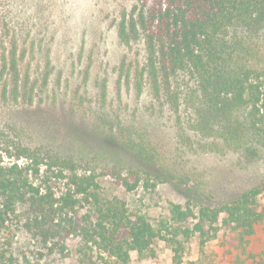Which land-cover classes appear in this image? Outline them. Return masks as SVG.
<instances>
[{"label":"rangeland","instance_id":"1","mask_svg":"<svg viewBox=\"0 0 264 264\" xmlns=\"http://www.w3.org/2000/svg\"><path fill=\"white\" fill-rule=\"evenodd\" d=\"M153 2L0 0V166L36 169L29 170L28 183L48 194L56 209L44 220L30 202L16 204L0 230V264H123L80 230L96 223L91 203L58 210L60 198L73 192L72 173L91 177L102 198L124 202L130 218L141 215L154 224L168 217L170 203H186L189 188L215 205L264 182V150L245 158L194 132L189 79H172L177 106L150 92L145 78L137 90L146 58L143 33L124 44L118 28ZM124 140L152 161L137 159L122 147ZM132 177L139 183L128 190L123 181L132 184ZM258 202L264 205V193ZM181 243L175 253L157 241L155 258L130 252L126 264H264V220L244 253L232 231L220 227L203 246L197 234Z\"/></svg>","mask_w":264,"mask_h":264},{"label":"trees","instance_id":"2","mask_svg":"<svg viewBox=\"0 0 264 264\" xmlns=\"http://www.w3.org/2000/svg\"><path fill=\"white\" fill-rule=\"evenodd\" d=\"M153 1V6L134 18H124L118 28L124 44L143 33L146 58L137 76V90L142 89L145 78L150 92L171 98L176 105L172 79L178 75L189 79L195 87L196 102L190 106L194 132L211 137L218 146L233 147L245 158L257 157L264 150V0ZM9 69L16 91L19 71L14 53L9 57ZM121 145L135 151L137 159L152 161L129 141ZM61 163L69 168L65 161ZM31 169L37 172L29 165L0 166V230L16 204L30 202L44 220L51 211L56 213L54 201H47L49 195H40L28 183ZM132 179V184L123 181L128 190L139 183V178ZM68 181L73 192L60 198L58 210L74 211L80 201L91 203L96 223L91 230H80L93 235L99 250L123 264L128 263L130 252L155 258L157 241L178 253L183 248L181 240L197 234L203 246L215 237L218 227L232 231L244 253L255 225L264 220V205L258 202L264 182L215 205L206 204L200 192L189 188L186 203H170L168 217L154 224L145 216L130 218L120 200L102 198L91 177L72 173Z\"/></svg>","mask_w":264,"mask_h":264}]
</instances>
